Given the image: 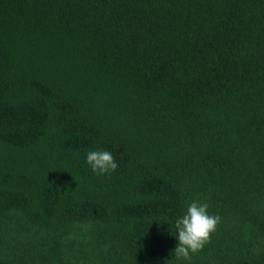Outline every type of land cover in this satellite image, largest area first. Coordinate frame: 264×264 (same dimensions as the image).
I'll return each mask as SVG.
<instances>
[{"label":"trees","instance_id":"trees-1","mask_svg":"<svg viewBox=\"0 0 264 264\" xmlns=\"http://www.w3.org/2000/svg\"><path fill=\"white\" fill-rule=\"evenodd\" d=\"M0 264H264V0H0Z\"/></svg>","mask_w":264,"mask_h":264},{"label":"clouds","instance_id":"clouds-1","mask_svg":"<svg viewBox=\"0 0 264 264\" xmlns=\"http://www.w3.org/2000/svg\"><path fill=\"white\" fill-rule=\"evenodd\" d=\"M85 162L93 174L103 176L116 171L118 164L109 151L93 150L86 154ZM209 205L199 200L184 203V212L172 223L176 246L172 253L176 261H189L203 250L220 222L218 215L209 214Z\"/></svg>","mask_w":264,"mask_h":264}]
</instances>
